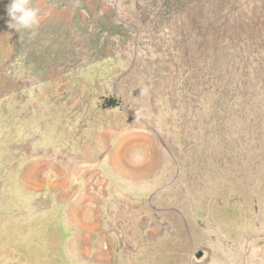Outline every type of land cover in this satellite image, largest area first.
<instances>
[{
	"label": "rangeland",
	"instance_id": "374dc122",
	"mask_svg": "<svg viewBox=\"0 0 264 264\" xmlns=\"http://www.w3.org/2000/svg\"><path fill=\"white\" fill-rule=\"evenodd\" d=\"M10 2L0 0V264H77L50 185L154 132L186 219L162 264H264V0H30L39 24L19 32ZM198 205L223 242L198 230Z\"/></svg>",
	"mask_w": 264,
	"mask_h": 264
},
{
	"label": "crops",
	"instance_id": "0c3cea01",
	"mask_svg": "<svg viewBox=\"0 0 264 264\" xmlns=\"http://www.w3.org/2000/svg\"><path fill=\"white\" fill-rule=\"evenodd\" d=\"M145 137L146 143L124 141L94 167H71L67 178L50 185L64 211L67 249L76 251L77 264H162L177 257L186 220L173 205L179 178L171 177L170 150L158 134ZM195 209L198 230L223 242L227 233L207 224L202 206Z\"/></svg>",
	"mask_w": 264,
	"mask_h": 264
},
{
	"label": "clouds",
	"instance_id": "9594fccd",
	"mask_svg": "<svg viewBox=\"0 0 264 264\" xmlns=\"http://www.w3.org/2000/svg\"><path fill=\"white\" fill-rule=\"evenodd\" d=\"M7 12V27L17 32L21 29H32L39 24V13L30 7V0H11Z\"/></svg>",
	"mask_w": 264,
	"mask_h": 264
},
{
	"label": "trees",
	"instance_id": "16d2710c",
	"mask_svg": "<svg viewBox=\"0 0 264 264\" xmlns=\"http://www.w3.org/2000/svg\"><path fill=\"white\" fill-rule=\"evenodd\" d=\"M105 106L107 107H116L118 104H117V101L114 99V98H108V99H105Z\"/></svg>",
	"mask_w": 264,
	"mask_h": 264
},
{
	"label": "water",
	"instance_id": "95a60500",
	"mask_svg": "<svg viewBox=\"0 0 264 264\" xmlns=\"http://www.w3.org/2000/svg\"><path fill=\"white\" fill-rule=\"evenodd\" d=\"M202 256H203V252H201V251L196 254L197 258H201Z\"/></svg>",
	"mask_w": 264,
	"mask_h": 264
},
{
	"label": "bare ground",
	"instance_id": "6f19581e",
	"mask_svg": "<svg viewBox=\"0 0 264 264\" xmlns=\"http://www.w3.org/2000/svg\"><path fill=\"white\" fill-rule=\"evenodd\" d=\"M202 252V251H201ZM197 254V253H196Z\"/></svg>",
	"mask_w": 264,
	"mask_h": 264
}]
</instances>
